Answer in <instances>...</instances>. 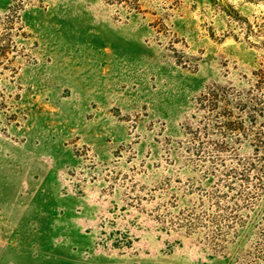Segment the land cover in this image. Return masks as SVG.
<instances>
[{"label": "rangeland", "instance_id": "1", "mask_svg": "<svg viewBox=\"0 0 264 264\" xmlns=\"http://www.w3.org/2000/svg\"><path fill=\"white\" fill-rule=\"evenodd\" d=\"M0 264H264V0H0Z\"/></svg>", "mask_w": 264, "mask_h": 264}]
</instances>
